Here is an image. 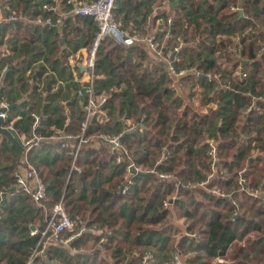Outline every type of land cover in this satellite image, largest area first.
<instances>
[{
	"label": "trees",
	"instance_id": "16d2710c",
	"mask_svg": "<svg viewBox=\"0 0 264 264\" xmlns=\"http://www.w3.org/2000/svg\"><path fill=\"white\" fill-rule=\"evenodd\" d=\"M158 1L166 3L167 8L173 0ZM177 1L178 7L171 9L173 15L162 20L165 30H159L156 35L159 42L163 35H168L172 42L165 51L161 50L162 56L176 45L175 38L180 39L182 46L174 54L176 59L173 58L172 65L175 70L185 71L193 67L200 77L197 80L200 83L206 80V87L213 80L222 86L216 93L211 90V96L206 98L203 94L200 99L203 103L216 104L215 109H208L201 115L187 107L182 114H177L173 110L179 107V99L170 91L171 81L165 86L154 82L146 70L130 59L133 54L141 57L145 52L139 51L135 44V48L126 50L113 39L106 38L99 45L95 69L116 68L119 70L118 81L113 85L124 82L135 91L132 97H126L123 92L111 91L113 85L109 81L99 83V91L108 98L101 113L96 112L89 122V141L82 145L76 158L80 172L71 169L73 148L62 146L58 139L50 144L43 140L46 144L26 153L17 144H9L8 137L0 136V163L5 164L0 167V187L6 188L0 205L1 221L5 217V197L17 187L40 221L36 232L39 233L47 222L49 212L44 214L40 203L24 193L14 180V172L24 167L26 159L34 163L37 174L46 183L44 201L48 195L51 197L50 209L62 199L68 215L77 219L80 229L96 227L103 232L101 236L93 237L85 232L69 242L76 247L82 238H90L96 247L91 255L77 254L73 264H139L147 252L153 255V264H163L170 257L160 263L156 255L169 250L186 256L190 264H264V101L258 100L264 94V0H185L193 13L181 0ZM237 11L241 12V18ZM44 14L47 15L43 12L39 15ZM75 17L73 25L62 28L68 40L78 42L86 38L84 30L91 29L96 33L97 25L93 19ZM167 21L169 25H166ZM22 25L6 22L0 35V101L3 92H8L7 85L11 80H16L19 90L32 82L27 89L30 91L28 110L13 124L19 135L31 131L30 114L38 109L40 94L33 78L39 76V81L48 86L40 74L33 77L26 73L36 55L32 53L29 38L19 43L18 34L25 24L21 28ZM189 27L192 28L190 34ZM6 32H10L8 39L4 37ZM205 33L207 39H214L218 34H233L237 40L223 38L208 43L202 38ZM94 34L87 37L88 48ZM8 46L13 54L5 56L3 52ZM128 55L129 59H126ZM9 66L12 69L3 78V71ZM242 74L244 77L241 78ZM192 78L196 79V76L188 79L183 76L178 83L183 85L182 82ZM46 90L47 102L55 100L60 91ZM97 93L96 97L101 94ZM193 95L199 98L198 93ZM58 108L51 110V113L59 110L56 117L40 116L38 132L41 135L78 131L84 112H74L66 126L65 108L63 105ZM114 111L118 116L127 113L135 120L144 115V128L120 134L121 147L115 151L106 142L96 147L97 141L102 142L100 134L116 136ZM208 140L215 149L213 162L208 155ZM117 154L124 161L117 163ZM130 161L142 171L155 168L158 172L173 173L180 185L163 182L154 173L133 175L127 171ZM127 174L133 177V185L121 193L120 187L126 182L124 176ZM239 178L243 183H239ZM200 182L205 183L198 185ZM187 183L193 186L187 187ZM170 196L174 199L164 208L163 201L170 202ZM174 218L189 221L179 229L178 238L173 237L178 233L176 228L163 234L164 227L170 223H135L165 222V219L171 222ZM81 221L85 223L84 227ZM102 239L105 243H100ZM40 240V236L30 237L26 256ZM66 257L57 256L56 259L67 260Z\"/></svg>",
	"mask_w": 264,
	"mask_h": 264
},
{
	"label": "crops",
	"instance_id": "0c3cea01",
	"mask_svg": "<svg viewBox=\"0 0 264 264\" xmlns=\"http://www.w3.org/2000/svg\"><path fill=\"white\" fill-rule=\"evenodd\" d=\"M68 1L69 0H0V24H3V28L6 22H11V23L20 22L21 25L25 24L22 32L18 34V37L20 39L19 43L24 42L26 38H29V40L32 42L30 44V48L33 49L32 53H34L36 57L35 59H31L33 60L30 61L32 62L31 65L27 66L26 68L27 75L40 74L42 80H46L48 83L47 86L42 81L41 82L39 81L40 79L38 78L39 76L37 78L35 77V75L33 76L35 77L33 79L35 81V85L37 86L38 94H40L38 95L40 99L38 102V107H37L38 109L36 110L35 113L38 114L39 117L42 116L43 114H45V117L47 115H53L56 117L58 115L59 110L54 113H51V110L63 105L65 108L63 113L65 117L64 125L66 126L69 124L70 118L74 112L83 111L82 106L84 103V98L78 95V91L81 89L82 86L86 84V81L88 79V74L84 68V59L87 54L86 51L88 49V44L90 42L89 40H87V37L91 35L93 36L95 31V30L92 31L91 29L84 30V34H86V38L78 42H72L71 39L68 40V37L65 36V34L63 35L62 28L65 25L68 26L73 25V22L76 20L75 17L76 15L74 16L72 14L73 7L78 4L93 2V0H71L72 3L68 4L67 3ZM175 1H176L175 8H177L179 2L177 0ZM181 3H183L185 7H189V9L192 12L193 9L188 5L189 3L187 1L185 2V0H181ZM45 4L55 5L56 12L47 15H49L50 18L56 21L58 19L57 16L62 14L63 15L62 18H64L62 25H59L58 27H52L44 24L43 25L37 24L36 21L39 17L44 18L47 16L46 14H44V16L39 15L41 12L45 13V11L42 8L43 5ZM165 4L166 3L164 2L163 3L161 2L160 4L158 0L153 2H151L150 0H116L114 14L115 16H117L118 21L121 23L123 30H125L128 34L137 33L147 37L149 35L156 36L157 34H159L158 32L159 30H163V29L165 30L164 22L162 20L169 19V17H171L174 13L173 11H171V9L174 8H171L169 6L171 2L167 8ZM11 13H14L18 17L17 21L13 22V21L4 20V17L6 15H10ZM23 25L21 26V28L23 27ZM191 31L192 28L189 27L188 34H190ZM9 33L6 32L4 35L6 39L11 37ZM207 37L208 36L205 33L202 38H205L206 42L208 43L209 42L215 43L220 40H223V38H229L235 41L237 40V38L234 37L233 34H226V35L218 34L215 37H213L214 39H207ZM160 43L164 51L166 48H169V46L172 44V42L168 38V35H163V37L160 40ZM135 45L139 46L138 47L139 51L142 50L143 52H145L144 53L145 55L141 57L135 54L131 55L130 59H132V62L137 64L140 69L146 70L151 75V78L154 80V82H157L158 84L162 83L165 86L167 82L171 81L169 85L170 91L174 93V96H176L179 99L177 100L179 103V107L173 111H175L177 114H182L185 108L190 107V109L199 112V114L205 115L208 109L213 110L216 108V104L210 102L203 103V101H200V99L203 94L204 97L206 98L211 96V92H210L211 90H213V92L216 93V90L218 88L222 89V86H220L219 83L213 80L211 82V85L207 84L206 87L205 78L202 77V79L205 80V83L203 81L200 83L199 82L200 77L198 74H196L195 69L192 67L188 69L187 71L188 73L187 75H185V77L187 76L188 79L193 75V77L196 76V79L192 78L191 80H186L182 82L183 85H181V83H178L179 78L175 79L171 75L167 74L164 66V58L155 57V55L152 52H150L149 49H147L146 46H144L143 44L135 43ZM135 45L133 44V46L130 45V47H124V46L122 47L128 50L133 47L135 48L136 47ZM17 46L19 47V44ZM174 47L175 46H173L171 50H169L170 52L166 50L168 52L167 54H170L171 59L173 58L176 59L175 55L171 54L172 49ZM3 53H4L3 55L5 56H10L11 54H13L10 46L6 47ZM126 59H129V55L128 57H126ZM105 62L106 64L110 63L108 61ZM11 69L12 66H9V68L7 67V69L5 70H7L8 72ZM95 71H97L96 79H95V87H96L95 92L97 91L98 93L99 92L101 93L99 95L97 93L98 96L101 95L105 96L104 95L105 93L103 91H99L100 89H98L99 83L102 81H109L111 85L115 84V82L118 81L117 76L119 70H117L116 68L115 69L109 68L108 66L105 68V71H100L99 69L98 70L95 69ZM4 72L5 71H3V73ZM197 77L199 78L198 80ZM16 86H18L16 80H11L7 85L8 92L7 93L5 91H4L5 93L3 92L2 99L0 101V102L7 101L8 107L10 106L9 110L6 112L7 119L4 125L5 128L7 127L8 124L13 125L15 122L20 121L22 118V114L28 110L27 106L29 104L30 91H28L27 89H30V87L32 86V82L30 81L28 85L24 86L23 90H19V88L17 89ZM110 87H112V90L115 91L116 93L123 92L126 95V97L128 96L132 97L135 91L133 86L130 87L124 82L118 86L113 85ZM46 88H50L53 93L60 90L56 99L53 100L52 102H47L45 99V97L48 95ZM193 93H198L199 98L195 97L194 95L192 96ZM262 99H264V94L258 100L264 101ZM122 107L126 108V105L123 104ZM142 116H139V118L135 120L134 117L130 118L127 113H125L124 116H118L117 114H115L114 111L113 117L117 119V123L114 125V129H115L114 132L117 133L116 135H120L126 132L133 133V131L136 130L142 131L144 128L143 127L144 124L142 122H139ZM7 120H9L8 124H7ZM17 135L21 141V144H23L25 139L30 138L32 134L31 131L30 132L27 131L20 135L17 133ZM44 140L48 141L46 142L48 144H50L51 141H58L56 138L44 139ZM43 142L44 141H42L40 145L34 146L29 150H26L24 144L20 147L23 148L26 151V153L27 151L30 150L34 152L38 148L46 144V143L43 144ZM103 142L104 141L102 142L97 141L95 143V146L96 147L101 146ZM8 143L16 144L9 137H8ZM163 158L164 157H162V159ZM32 164L34 165V163ZM4 166H5L4 163H0L1 168H3ZM71 169L80 172V169L77 165L76 167L71 166ZM137 171H140L145 174H149L146 173L147 170L142 171L140 168H137ZM131 173L137 174L136 172L135 173L131 172ZM1 174L2 171L0 173V178H2ZM209 175L210 173L207 174L206 179L209 178ZM124 177L131 179L133 178L132 176L130 177L129 174L125 175ZM163 182H169V181L163 180ZM188 183L186 184L187 187L193 186V185H189ZM204 183L205 182H200L198 185H203ZM132 185H133V179H132V184L130 186ZM91 188H93V186ZM13 189H15V191L9 193L5 197L4 200L5 217L3 219L4 221L0 220V264H26L27 259L29 257L28 254L26 256L27 244L30 243V237H31L29 236V234H31L30 233L31 231H37L38 225L40 224V221L35 215L36 212L30 209V202H28V200H25L26 199L25 195L19 193L20 191L18 190L17 187L16 188L13 187ZM220 194L221 193H219V195ZM48 197L49 198L46 200L47 202L44 201V203L43 202L40 203L44 214L46 213V211L49 212L50 210L49 206L51 205L50 204L51 197L49 195ZM88 199L90 200V196H88ZM172 199H174V196H170V202L164 200L167 202V206L171 203ZM174 221H182V220L178 218H174L171 222ZM82 223L85 224L84 222ZM183 223L184 222H174L166 225L164 227L163 234L165 235L169 233L172 229L176 228L178 230V233L175 234V236L173 237L178 238L180 234L179 229L183 228ZM78 224L75 228V232H77L79 235L85 232L91 234V237H93V235H97L94 233V231H91L93 229L91 230L83 229V228L80 229V227H78ZM83 224H81L82 227H84ZM23 227H25V229H23ZM79 235L75 237H71L69 234H64L65 238H62L63 243L52 242L46 245L45 248L42 250V252L39 253V255L35 257V259H33L31 264H60L61 263L60 261H62L64 264H66L65 262H69V264H73L74 262L72 260L76 257L77 254H81L82 256L93 254V252L96 251V247L90 238H82L81 242L79 241L80 243L77 244L76 247H72L70 245L69 242L72 240L73 241L77 240ZM36 246L33 249H35ZM49 250L51 251V254H49L50 252ZM175 251L169 250L165 252H159V254L156 255V260H158V262L161 263L165 261L167 258H169L171 254ZM57 256H60L61 258L66 256L68 257H66L67 260L64 259L57 260L56 259ZM183 257L187 259L186 256Z\"/></svg>",
	"mask_w": 264,
	"mask_h": 264
},
{
	"label": "built area",
	"instance_id": "2783aa9c",
	"mask_svg": "<svg viewBox=\"0 0 264 264\" xmlns=\"http://www.w3.org/2000/svg\"><path fill=\"white\" fill-rule=\"evenodd\" d=\"M68 4L72 3L71 0L67 2ZM116 0H93L90 3L78 4L73 7L72 14L79 17H89L93 19L97 25V31L94 34V39L86 51V56L84 59V68L88 74V79L86 84L81 87L78 91V95L84 98L83 104V118L79 123L78 131L74 134L66 133V132H54L51 135H41L38 131L41 128L40 126V117L35 112L30 114L31 117V137L25 139L23 142L26 150L34 146H38L44 139H58L61 141L62 146L67 147L70 146L74 150L73 154V163L72 167H76V158L79 153V150L82 148L83 144L88 143L89 137L87 136V131L89 128V122L96 114V112L100 111L102 106L106 103V96H95V89H93L94 81L96 79L95 74V65L97 61L98 48L100 43L106 38L113 39L117 45L130 47L135 43L143 44L152 52L155 57L164 58V66L168 75H171L173 78L178 79L187 75V71L185 70H175L171 59L170 54H166L162 57V47L161 43L157 40L155 35L142 36L141 34H128L125 30H123L121 23L118 21L117 17L114 15ZM43 10L47 14L55 13L56 7L53 4H45L43 5ZM63 15L57 16V20L54 21L50 18L49 15L46 17H39L37 19V24H44L47 26L58 27L63 24ZM5 21H17L18 17L11 13L10 15H6L4 17ZM166 25H169V21H167ZM176 45L172 49V55L179 51L181 48V40L175 38ZM233 52V51H231ZM241 78L244 77V74L240 75ZM217 78V76H213ZM206 78H209V75H206ZM112 91V89H111ZM264 100V99H262ZM0 108H8V103L0 102ZM0 118L5 122L7 119V113H0ZM144 116H142L139 122H142ZM8 128L13 129L14 127L11 124L7 125ZM120 136L116 135L115 137L106 136L104 134H100V141L107 142L111 144L112 150L115 151L116 148L120 147ZM207 145L209 146L208 155L211 158V162L214 161V153L215 149L211 140H208ZM124 153H127V150H124ZM162 157H164V151H162ZM116 162L120 163L124 161L123 157L120 154L115 156ZM210 162V164H211ZM134 164L132 161L127 165V171L132 172V168H134ZM137 169V167H135ZM135 173V172H134ZM146 173H154L159 178L163 180H167L170 183H173L174 186H179L180 183L176 180L175 176L168 172H158L155 168L149 169ZM133 174V173H132ZM134 175V174H133ZM14 180L18 187H20L25 193L31 195V197L37 202L42 203L44 199H46L47 195V187L46 183L39 177L36 172V168L31 162L28 160H24V167L17 169L14 172ZM239 183H243V181L239 178ZM132 184L131 178H126V182L121 186V193H124ZM6 191L5 187H0V205L3 201V195ZM222 195V194H220ZM163 206H167V202H163ZM78 224V221L68 215L63 200L56 202L50 209L48 213L47 222L44 228L38 233L36 231H31L30 235L32 237L40 236V241L37 244L36 248L31 250L29 253V257L27 259L26 264H31L33 259L42 252L46 245L50 243H63L62 235L69 234L71 237H75L79 235L75 232V228ZM95 234L101 236L103 232L98 228H93ZM109 235V233H107ZM100 243H105V239L100 240ZM39 248V249H38ZM154 257L150 252L144 254L139 262V264H153ZM163 264H190L188 260L180 255L177 251L173 252L170 258L164 262Z\"/></svg>",
	"mask_w": 264,
	"mask_h": 264
},
{
	"label": "water",
	"instance_id": "95a60500",
	"mask_svg": "<svg viewBox=\"0 0 264 264\" xmlns=\"http://www.w3.org/2000/svg\"><path fill=\"white\" fill-rule=\"evenodd\" d=\"M169 6L171 8H175L176 1L173 0ZM237 14H238L239 17H241V12L240 11H237ZM2 28H3V24H0V35H1ZM6 72H7V70H5V72L3 74L4 78H5L6 74H7ZM0 90H1V86H0ZM9 108H10V106L8 108H6V109L0 108V113H6L9 110ZM4 125H5V122L0 118V135H3L5 137H9L16 144H18L19 146H22L23 144H21V141H20V139H19V137L17 135V132L15 130H13V129H10V128H7V127L5 128ZM132 172H136L139 175H145V173L137 171V169L135 167L132 168Z\"/></svg>",
	"mask_w": 264,
	"mask_h": 264
},
{
	"label": "rangeland",
	"instance_id": "374dc122",
	"mask_svg": "<svg viewBox=\"0 0 264 264\" xmlns=\"http://www.w3.org/2000/svg\"><path fill=\"white\" fill-rule=\"evenodd\" d=\"M81 224H83V223H81Z\"/></svg>",
	"mask_w": 264,
	"mask_h": 264
}]
</instances>
